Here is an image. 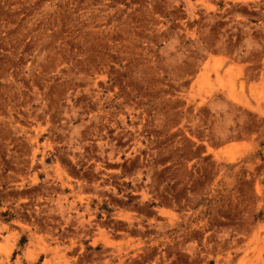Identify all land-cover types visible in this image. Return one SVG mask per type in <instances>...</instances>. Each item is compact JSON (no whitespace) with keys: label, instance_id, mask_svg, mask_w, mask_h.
Returning a JSON list of instances; mask_svg holds the SVG:
<instances>
[{"label":"rangeland","instance_id":"obj_1","mask_svg":"<svg viewBox=\"0 0 264 264\" xmlns=\"http://www.w3.org/2000/svg\"><path fill=\"white\" fill-rule=\"evenodd\" d=\"M0 264H264V0H0Z\"/></svg>","mask_w":264,"mask_h":264}]
</instances>
